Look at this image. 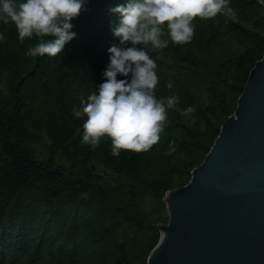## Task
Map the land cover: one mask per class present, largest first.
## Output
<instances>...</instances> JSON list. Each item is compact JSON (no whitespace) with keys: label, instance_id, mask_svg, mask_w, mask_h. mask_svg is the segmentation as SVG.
I'll return each instance as SVG.
<instances>
[{"label":"trees","instance_id":"obj_1","mask_svg":"<svg viewBox=\"0 0 264 264\" xmlns=\"http://www.w3.org/2000/svg\"><path fill=\"white\" fill-rule=\"evenodd\" d=\"M124 2L87 0L55 57L27 55L39 37L0 22V264H147L168 224L166 193L189 182L264 55V0L197 16L187 43L166 29L168 47L148 50L156 95L178 100L157 143L113 155L107 136L82 142L87 116L73 108L105 79L119 44L110 9Z\"/></svg>","mask_w":264,"mask_h":264},{"label":"clouds","instance_id":"obj_2","mask_svg":"<svg viewBox=\"0 0 264 264\" xmlns=\"http://www.w3.org/2000/svg\"><path fill=\"white\" fill-rule=\"evenodd\" d=\"M87 0H0V22H14L19 38L39 37L27 50L32 57H55L77 35L72 23ZM230 0H125L110 9L118 14L113 32L119 44L109 47V64L98 90L81 98L73 108L76 117L87 116L82 142L96 147L102 137L111 138L112 154L121 150H148L161 138L167 109L178 97L156 95L158 64L148 46L162 50L170 40L183 44L195 35L194 18H212ZM231 12L230 7L227 8ZM5 32L0 30V41ZM123 77V78H118ZM169 87L172 84L169 83ZM191 111V109H189Z\"/></svg>","mask_w":264,"mask_h":264},{"label":"water","instance_id":"obj_3","mask_svg":"<svg viewBox=\"0 0 264 264\" xmlns=\"http://www.w3.org/2000/svg\"><path fill=\"white\" fill-rule=\"evenodd\" d=\"M147 264H264V55L189 182L166 193Z\"/></svg>","mask_w":264,"mask_h":264},{"label":"rangeland","instance_id":"obj_4","mask_svg":"<svg viewBox=\"0 0 264 264\" xmlns=\"http://www.w3.org/2000/svg\"><path fill=\"white\" fill-rule=\"evenodd\" d=\"M59 163H61V164H62L63 162L59 161Z\"/></svg>","mask_w":264,"mask_h":264}]
</instances>
